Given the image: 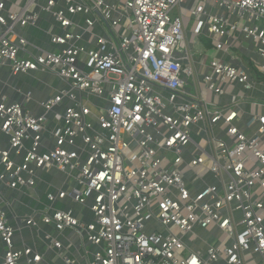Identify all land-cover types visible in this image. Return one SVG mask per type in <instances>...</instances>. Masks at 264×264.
<instances>
[{"label":"built area","instance_id":"1","mask_svg":"<svg viewBox=\"0 0 264 264\" xmlns=\"http://www.w3.org/2000/svg\"><path fill=\"white\" fill-rule=\"evenodd\" d=\"M189 1L0 0V70L63 85L41 101L15 88L24 104L0 89V264H264V99L248 96L264 80L219 60L195 69L186 40L191 21L232 57L241 35L264 77V0ZM51 171L63 185L10 224L3 191ZM24 231L33 244L17 248Z\"/></svg>","mask_w":264,"mask_h":264},{"label":"crops","instance_id":"2","mask_svg":"<svg viewBox=\"0 0 264 264\" xmlns=\"http://www.w3.org/2000/svg\"><path fill=\"white\" fill-rule=\"evenodd\" d=\"M47 19V18H46ZM49 20L42 21L41 27H45L48 24ZM78 23H82V20L78 19ZM23 35L26 36L28 39H30L32 42L35 41L38 45L42 46L43 48L50 49L49 44L47 42V39L38 31L32 30L30 28H27L23 30ZM88 35L84 37V40H88ZM188 42V41H187ZM234 47L231 49L234 55L232 57H228L224 55L223 53L219 52L218 57L213 60H219L224 63H229L233 66L239 67L246 71V73L252 78L254 81L258 80H264V77L259 75L258 68L255 67L254 62L249 57V53H255V44L248 39H245L243 36L239 35L237 37V42L234 43ZM212 61V60H210ZM191 63L196 69V66L200 63L202 65H207L204 63V61H201L200 58L197 56H194L191 59ZM194 69V70H195ZM200 69V68H199ZM250 71V72H249ZM27 87L24 88L25 91L31 92L33 94V99L35 101H41L44 100L46 97H48L53 90L56 88H61L63 85L54 77L43 75V74H31L29 76H19L16 79H9L7 76V73L5 70H0V89L3 90V92L7 95L8 99L10 101L14 102H24V97L21 94H18L15 92V88L22 89L24 85ZM238 89V88H236ZM260 91H252L248 92V96L256 99H264V93L259 89ZM234 90H232L233 92ZM24 93V92H23ZM231 93V92H230ZM209 94V93H208ZM207 94V95H208ZM210 95V94H209ZM205 96V95H204ZM213 96H211V100H213ZM210 100V101H211ZM209 101V100H207ZM221 102V100H220ZM227 99H222V103H227ZM25 103V102H24ZM28 109L31 110L33 113H40V110L37 108L35 102L28 103L26 106ZM244 114L242 115V120L239 123L241 130H244L245 124L249 121V113L252 112V110L249 109L246 111L245 107H243ZM260 113H264V108L260 109ZM216 136L219 138H225V135L223 132L218 131L216 133ZM0 143L5 144L6 140L0 136ZM44 176L46 175H56L59 177L60 187L63 185L61 177H64L63 173L59 171H51L50 173H42ZM55 176H52L49 181H44L41 176L42 182L38 183L39 185L36 186L35 189H25L22 191H3L4 197L6 200V203L9 205V211H8V218L10 224L13 226H16V221L14 220V215H27L29 214V211L31 209H35L40 206V202L44 201L43 198V191L46 189L47 184L51 185V181ZM209 178V176L207 177ZM209 182H211V179H208ZM53 187V186H52ZM47 226L42 225V230H47ZM21 236L24 239L25 244L32 245L33 240L31 237V234L28 231H24L21 233V235H16L14 238L15 244L17 245V248L21 246ZM39 249L41 250L43 248V245H38ZM4 251V245L2 241L0 240V258L3 255ZM52 257V256H48Z\"/></svg>","mask_w":264,"mask_h":264},{"label":"rangeland","instance_id":"3","mask_svg":"<svg viewBox=\"0 0 264 264\" xmlns=\"http://www.w3.org/2000/svg\"><path fill=\"white\" fill-rule=\"evenodd\" d=\"M197 3H198L197 0H190L186 4L185 8L188 9V10L193 9L196 6ZM191 27H192V22L190 21L188 23V26H187L186 40L188 41V45H189L190 48L193 47V45H194V48H195V56H197L198 58H200L201 61H204L205 64L209 63L210 60L216 59L218 57V53L219 52L215 50V48L213 46L212 40H210L207 37H198V38L195 39L190 34ZM233 55H234V53L233 52H230V55L229 56H233ZM248 55L251 58V60L254 62L256 68H259L260 65H262L263 61H262V59L257 54L250 52ZM26 87H27V83H26V85H24V87L22 89H24ZM188 89L192 93H196L193 85L189 84ZM23 92L25 93L27 91H25V89H24ZM32 96H33V94H32ZM204 98L206 100H209L210 101L211 100V95H209V94L207 95L206 94L204 96ZM214 102L217 103V99L216 98H214ZM23 104H24V102H23ZM40 176H41V178L44 181H49V179L52 176H55L52 179L51 184H52V186L54 188L60 187V182H59V177L60 176H56V175H52V174L47 175V176L46 175L44 176L43 174H40ZM60 179L62 181H64V177H61ZM69 182L70 181L66 182V185H68ZM64 205H65L64 202H60V203H58L57 208L61 209V208L64 207Z\"/></svg>","mask_w":264,"mask_h":264}]
</instances>
